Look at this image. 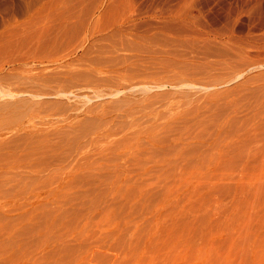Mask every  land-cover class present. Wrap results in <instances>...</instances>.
Instances as JSON below:
<instances>
[{"label":"rangeland","instance_id":"rangeland-1","mask_svg":"<svg viewBox=\"0 0 264 264\" xmlns=\"http://www.w3.org/2000/svg\"><path fill=\"white\" fill-rule=\"evenodd\" d=\"M111 1L112 0H0V30L4 29V24L8 23L10 20L25 19V12L29 7H38L42 5L47 6V4L48 6L54 5L53 7H55V9L51 10L52 12L56 10L54 14L51 13L50 10H46L48 9V6L45 7V9L43 8L44 11L42 13L44 15L42 13L39 14L41 15V18L42 15L44 18V16L46 17L48 14L47 17L52 18H50L52 20L51 23L54 22L55 24V21L59 19L64 20L68 17H71L69 16L71 14L66 12V10L68 11L71 9L70 5L72 7L73 5L77 6L79 4H81V6L82 4L83 6L88 5L90 7L100 5L98 8H96L97 10L95 9L93 14L91 12L86 13L89 15H86L85 13L80 15L77 13L80 15L77 16L78 18L80 17L81 20L87 19L89 21L90 24L88 26L90 29L88 31L91 30L89 33V39L91 40H84V42L86 41V46L84 48L78 46L74 53L76 55L73 54V58H81L80 62L85 61L90 56L100 59L99 55H104L106 50H109L110 52V48H101L99 45L100 42L105 44V40L100 38V34L102 33L101 29H103L101 27L107 25L110 20L115 18L117 15L116 14L113 16V10L111 11L109 9V4L111 5ZM114 2L116 5H119L120 1L118 2V0H113L112 5H115ZM261 2H256V4L254 3L247 6V8L246 6H241L248 10L250 9L251 12H248V10L245 9V12H241L242 14L239 13L240 18H234V21L230 22L231 24L234 22L233 25L226 23L227 20H223L225 19L224 17H219V19L215 20L216 22L213 26H233L235 31L234 34H236L238 37L245 36L244 32L246 33L248 28H250L248 18H253L251 16L258 10V14L259 12H264V2L260 4ZM253 5H257L258 8ZM57 6L60 9L57 8V10ZM64 6L69 8L64 9ZM106 7L108 8V11L105 10ZM110 8L112 9V7ZM253 8L256 9H254V12ZM237 9L234 8L233 10L235 11ZM12 12H16V14H13ZM255 13L254 17L258 15H255ZM73 15L74 14H72V17ZM261 15L264 14L261 13ZM7 18L10 20L7 21ZM74 18L76 19V14L72 20ZM1 22L5 23L1 25ZM79 23H85V21H81ZM92 23L95 24V27H92ZM82 25L83 24H81V26L80 24L78 25V31L75 30V33L74 31L73 33H71L72 31H68L69 36L72 34L71 37H75L73 38V43H76V45L79 44L78 42L80 38L82 40L85 34ZM54 26L55 29L53 28V30L51 29L49 32L53 33L55 30H57L58 33L55 31V35L52 34V36H50L51 38L56 36V34H59L56 37L59 36V39L62 40V37H69L68 35L66 36V32L64 30L62 33L58 30L60 27L58 28V26ZM92 31H94V34L97 35L94 40H92ZM51 33L49 34L51 35ZM108 34L110 35V33ZM108 37L109 36H107V38ZM1 38L2 37H0V39ZM77 38H79L78 41ZM69 39L66 40L68 41ZM108 40L106 42H109ZM1 41L2 43L0 42V44L3 45L6 40ZM70 42L72 43L71 39ZM99 48L102 50H99ZM90 49L91 51H89ZM100 51L102 52L100 53ZM187 51L188 50H186V52L180 51V55L173 54L175 55L174 59L176 58V60L174 61L176 62L179 58L182 60V62L186 60L188 62V60L192 59L194 56L192 61H194L195 64L194 62L189 64V62L191 63V60L188 63L185 62L186 66L189 64L186 70L184 69V62L182 64L180 60V63L184 67L180 63L178 64L179 67H177L178 65H176V63H174L172 60V55L170 60H164H166L168 63L173 61V65L176 69H173L172 64L169 63L170 65L168 64L167 67L171 66L170 68H172V70L166 71V63L160 60L161 57L164 58L162 52H158V55L161 54L160 56H156L157 52L154 53L155 51H150L148 53L149 56L146 57H148V59L150 58L152 61L155 60V63L153 62L154 64H152L150 59L146 60V57H144L145 59L142 58L141 60H138V67H140L141 61L142 64L149 61L150 63L147 62L148 64L146 63L145 66L152 64V66H155L153 68L154 70L155 68L157 69L158 65L163 67L165 66L166 68H163L161 73L166 72L167 76H161L163 77L161 80H168L169 78V81H172L171 83L167 82L166 85L152 86L150 89L147 88L145 90H143L140 86H135V88H127L128 90L125 89V92L121 91V94H116L114 97L112 95V98L110 96V98H108V96H106L107 98L105 96L95 98L91 99V102H88L89 104H86L92 106L94 108L93 110L96 111L99 110V107V111H101L104 105V109L106 110L107 108V114L110 112V117L105 119L107 121H102V123H107V125L110 126H104V129L107 130L105 135L108 134V131L109 134H111V126L113 124L112 128L118 126V128L115 127L114 129L119 130V132L122 130L121 133H118V131L114 133L120 134L119 136H123L122 138H124V136L127 137V134H129L130 137L126 139V142H124L125 140L123 141V144H121L122 146H120L122 147L121 149L118 146L115 147L116 150L119 151H110L105 149L106 151H100L102 154L98 153V150H92L93 152L87 151L86 154H84V159L81 158L82 156L79 157V154H77L75 151L69 154L66 149L69 150L71 147L65 145L64 142H62V146H59V148H62L63 150L61 154L66 155L61 156V154L59 155V152L55 153V155H57V159L52 161L56 157L55 155L53 156L54 158H48L50 160L52 159L51 161L47 159L49 164L48 161L45 163L42 162L44 165H42L40 162L41 166H39L38 160L34 161L35 157L29 154L33 148H37L36 150H39L41 147L45 148L48 144H52L56 141L58 133L63 134L67 131L68 127H60L61 125L58 126L59 123L57 121V124L54 123L55 120H57L55 116L53 117V115L50 114L45 116L44 114H47L45 113L46 110H48V113H50V107L54 106L52 104L57 103V100L55 99H58L59 105L56 104L57 106H60L64 100L65 102H70L68 103L69 105L71 104L73 98L75 99L74 101H76L75 104H77L78 102L75 96L70 95L72 98L70 100L67 97H61L63 98L62 101V99L58 97L56 98L54 95H49L50 97L48 96L45 101L49 99L48 101L50 102H44L46 97H43L44 99L38 97V101H41L38 103V101H34V99L36 100L35 97L32 99V97L28 96V98L30 97L33 101L28 99L29 102L26 100L21 102L20 97L22 96L20 95H15V97L12 96L14 98L13 99L12 97H9L10 95L7 97L5 96L6 94L0 93V107L2 108H0V111L2 110L0 112V131L1 134H3L0 135V155L3 153L5 154V150L7 149L11 152L6 153L9 156H6L8 160L6 159L5 161L6 163L8 161L9 164H0V264H264V145H262L264 144V141H262L264 140V135H262L264 134V130H262L264 129L262 128L264 127V124H262L264 123L262 122L264 121V118L260 119L261 117H264V105H262L264 104V66H262L264 64H255L253 66L252 64H248V67L245 69V71L243 70V74L242 72L240 73L241 76H238V78L236 77V80L234 79L228 83L218 82L219 84H216L215 86H209V88L200 87L198 85V87L196 85L190 87L188 85L186 86L185 84L179 85L177 82H175V80H177L180 75V77H182L183 72L192 70L197 74L199 72L206 73L208 70L211 73L221 74L220 72L222 71L218 72V70H215L214 68L215 65L216 68H225L226 58L223 60L222 58L224 56H205L206 54L198 51H196L197 53L190 55V51H188L189 53ZM109 52L107 51L106 54ZM2 56L3 55H0V57ZM152 56L155 58H152ZM158 57L162 62H159ZM218 57H220V59ZM98 59L96 61H98ZM198 60L200 61L198 62ZM1 61L0 68L2 70L0 69V88L2 89L1 84H5L7 80L12 81V77L14 76L13 74L15 72L13 71L14 73L12 72V75L6 77V75L9 73L7 70L11 68V66H8L7 64L4 66V62ZM216 61L218 63H216ZM85 62L88 61L86 60ZM156 63L159 64L157 65ZM142 64L141 67L144 66V64L143 66ZM191 65H195V67H192ZM25 66L26 65H24V69L19 68L22 69L23 72L21 71V73L24 75H27L28 73L40 72V70L38 71L37 69L33 68H31V70L29 69V72L27 68L31 65H27V68ZM161 66L158 68V71L161 70ZM32 69L36 70L37 72L32 71ZM153 69L150 71H153ZM173 70L175 72H173ZM157 72L155 73L158 74ZM156 74H154V80L156 78V80H158V77L160 78L158 75V77H155ZM195 77H197V81H206L203 79L204 77L200 75ZM3 78L8 79L2 81ZM194 80L196 79L194 78ZM173 82H175L176 85H171L175 84ZM226 87H228L227 90L229 91H226ZM219 88L222 89V92ZM157 89L162 90L160 91ZM215 90L218 91L216 92ZM234 91L235 93H233ZM238 91H240L239 94ZM51 97L55 99L51 100ZM115 97L117 100H121V102L119 100V104L117 100H114L116 99ZM244 97L249 103L246 102ZM102 98H104V100ZM42 99L44 106L42 105ZM12 100L13 102L16 100L15 103L19 104L15 106L16 104L12 103ZM6 101L10 109H6ZM9 101H11L12 104L9 105ZM74 101L72 104H74ZM82 101L83 100L80 99L78 104L80 105ZM96 101L98 102L97 107L96 105H92ZM25 102L26 104L24 105L26 107L23 106V103ZM33 102L34 104H32ZM100 102H102V104ZM21 103L22 107L20 108L18 106H20ZM110 104L112 107H109ZM61 105L63 106L64 102ZM66 105L67 104L65 103L64 107H67ZM207 105L208 107H206ZM40 106L42 107L40 108ZM121 106L123 108H121ZM136 106L141 107H138V109ZM14 107H18V109ZM125 107L127 110H122ZM11 108L14 109L12 110ZM41 109L44 111V114H42L43 111ZM166 109L168 111H166ZM192 109H194V111ZM128 110L129 112H125ZM164 111L166 117L162 115ZM20 114L23 115V117H17L20 116ZM197 114L199 116H197ZM117 115L119 117H117ZM121 116V119L123 120L124 117L127 118L125 119L127 120L125 123L124 121H121L125 125H121L119 122ZM137 116H139L138 118H140V116L142 118L139 120ZM50 117H52V119ZM82 117L83 116H80L79 118ZM111 118L112 120L110 121ZM188 118L190 121H188ZM17 119L19 120L17 121ZM83 119L85 120V118ZM191 119L194 120L192 121ZM143 120L145 122L144 124ZM89 121L90 119H88V122ZM113 121L118 125L114 126L116 123H113ZM134 121L137 123L135 124ZM154 121L161 124L162 126H167L165 127L166 129H168V127L170 129L174 127V130L168 129L169 132H167L168 130L163 131L161 127L160 129L157 127V129H154L152 133L143 134L145 131L148 132L146 129L149 127L150 122L152 123ZM16 123H19V125L21 124V126L18 127L19 129H17V126H14ZM202 123L203 126L201 127L200 125H202ZM193 124L194 126L192 129ZM259 124H262V129L259 128L260 126L258 127ZM12 125L14 127L13 129H10ZM35 126L37 128H35ZM120 126H123V128ZM195 126L197 128H195ZM31 127H33L34 130ZM46 127L48 128L46 129ZM20 128L22 129L20 130ZM108 128L111 130H108ZM138 128L140 129L138 130ZM49 129H51L52 132ZM114 129L112 130V136L116 139L118 134L113 135ZM194 129L197 131H193ZM127 130L132 132H127ZM239 130L241 132H239ZM158 131H160L158 133L159 137L160 133L164 134L161 136L163 139L169 137L174 138V135L176 136L173 140H171V142L168 141L174 144V146H172L173 149H171L173 152L170 151L171 156L164 154L167 153L166 151L169 153L170 149L167 147L166 149L164 147L160 149L154 147L156 151L154 148H152V150H154L156 153L159 152L157 149L163 150L162 152L165 159L161 161L159 160L157 162L158 159L156 158H160L157 157V155L159 156L160 153L155 155L152 150H149L151 149L150 145H148V143L145 141H148V137L152 136V134L154 137H156V132ZM221 131L222 133H226L227 131L234 133L232 135H227L228 133L225 134L228 136L225 138V135H222ZM242 131H244L245 134L244 132L242 133ZM254 131H261L262 134L259 135L262 137L257 134L258 132L256 133ZM124 132L127 134H124ZM153 132H155L156 135ZM171 132H173L174 135L172 134L168 137L166 134ZM133 133L135 134L132 135ZM188 133L190 134L188 135ZM220 133L223 137V141H221V143L218 141L220 140L218 138V136H220L218 134ZM237 133H242L243 136H240V134ZM66 134L67 132L65 135ZM41 135L42 137H40ZM244 135L246 136L244 137ZM4 136L5 139L3 138ZM112 136L107 137L108 139L112 138L115 140ZM134 136H136L135 139H133ZM165 136L166 138H164ZM191 136L193 138H191ZM254 136H256V138H254ZM180 137H182V139ZM201 137H203V139ZM8 138H10V140ZM139 138H142V141ZM155 140L158 141L159 139L155 138ZM182 140L184 142H182ZM240 140L241 142H238ZM256 140L258 141L254 144ZM135 142L138 143L136 144ZM197 142H204L206 145L203 144L202 146V144H200L202 147L200 146V149L197 148L199 149V152L195 153L194 151L196 150V147L192 148L194 151L191 149V147H194L193 145L196 146L199 144ZM214 142H218V144ZM228 142L231 144L235 142V145H233L234 149L231 148L232 146H229L230 143ZM239 144L241 147H239ZM225 145H228L227 147L229 148L226 149L227 147L225 148ZM178 146H182L184 151H181ZM236 147H239V150L236 149ZM87 148L88 147H86V149ZM111 148L112 147H110V149ZM135 148L141 150L142 152H139L142 154L143 151H145L143 157H149L146 162L142 161V158L135 159V161L128 160L125 162L127 158H130L134 155L133 150L135 152ZM35 149H33V151H35ZM203 149H205V151L201 152ZM229 149L232 150L230 151ZM127 150L129 153H126L125 157L123 153H125ZM148 150L150 152L149 155ZM18 151L20 154L24 153L27 155L28 153L27 157L26 155L23 157L24 154L21 155V159L27 158L32 161H29L28 163H26L28 160L25 161L22 159V161H20V154ZM118 153L122 154L117 155ZM93 154H96V156ZM192 154H195V156ZM110 155L111 157H109ZM104 156L107 157V160ZM122 156H124L125 159H123ZM17 157L19 158L17 159ZM74 157L75 161L77 159H81V162H79V164L77 163L78 165L76 162H71L74 161ZM162 157L163 155L161 158ZM115 158L117 160H115ZM15 159L20 162L18 163L16 161L17 163H15ZM171 159L173 160L172 162H170ZM13 160L14 163H11ZM166 160L169 162L167 161L164 163ZM68 163L72 164L67 166ZM72 172L74 173L69 177L68 175H71ZM107 174L108 176H106ZM73 175L75 177H73Z\"/></svg>","mask_w":264,"mask_h":264},{"label":"bare ground","instance_id":"bare-ground-1","mask_svg":"<svg viewBox=\"0 0 264 264\" xmlns=\"http://www.w3.org/2000/svg\"><path fill=\"white\" fill-rule=\"evenodd\" d=\"M261 1L262 0H118L119 5H116L115 2H114L115 5H112L113 4L112 3L113 0H112L110 2L111 5L108 3L109 4V9L111 11L113 10V13H114L113 16H115L116 14L117 15L115 16V18H112L111 17L112 19L110 20V22L108 23V21H107L108 24L105 25L104 27H101L100 26L101 28H103V29H101L102 30V33L100 34V38L102 40H105L104 41L105 44H102V42H100L101 40L99 41L100 42L99 47L105 48V49H106V47H107V49L110 48V52H109V50H106L105 51V54L103 53L104 55H99L100 56V59H98L96 56H95L96 58H94L93 56H90L91 58L93 57L92 59L90 57H88L89 59L88 58L87 59L85 58L88 62H85L86 60L83 61V62H80L81 61V58L79 59L78 57L73 58V56L76 55V54H74L76 48H78V46L84 48L86 46V43H85L86 41L84 42V40H91V39H89V35H90L89 33L91 32V30L88 31L90 29L89 26H88L90 24L89 21L87 19H82L81 20L80 17L78 18L77 16L79 14L80 15L82 13L83 14L84 13L86 14L88 12H91L93 14L95 12V9L98 8L100 5L99 6L98 5H95V6L93 5L94 7H90L88 5L87 6H83V4H82V6H81V4H79L77 6H74L73 5V7L70 5V8L71 9H69L68 11L66 10V12H68V14L70 13L71 15H69V16H71V17H68L69 19L66 18L67 20L66 19L60 20L58 18L59 20L55 21L56 22L55 24H54V22L51 23V21H52L51 19L52 18L51 17L48 18L47 17L48 14L46 15V17L44 16V18H43V15H44L42 13L44 11L43 8L45 9V7H47L48 4H47V6L42 5V6H38V7H29V8L27 7L28 9L25 12V15H26L25 19H22V20H18V19L10 20V19L7 18V21L8 20H10V21H8V23L4 24L5 25L4 29H1L0 30V37H2L0 39V42L2 43L1 40H6L5 43H3V45L0 44V55H3L2 57H0V58H3V59H0V61L2 60L4 62V66H5V64H7L8 66H11V68H9L7 70L9 73H8V75H6V77L9 76V75H12V72L13 71L15 73L13 72L14 73L13 74L14 76L12 77L13 78L12 81L11 80L8 81L7 80L8 78L7 79H4L3 78L2 81H4V80H7V81H6L5 84H1L2 89L0 88L1 89L0 90V93L6 94L5 96H7V97L9 95H10L9 97H12V96L15 97V95H20V96H22V97H20L21 99L19 98L21 100V102L23 100L28 101V99L30 101H33L32 100L33 97L36 98V100L34 99V101H38V97H41V98H43V97L45 98L46 97L45 99L44 98L43 99H44V102H47L49 99L47 101H45V100L47 99V97L49 95H51V96L54 95L56 98L58 97V98L62 99V101H63V98H61V97H67L69 100L72 99L70 97V95L75 96V98L77 99V102L78 103H79L80 99L83 100L80 105L78 103H77L78 105L75 104L76 101H74L75 100L74 98L71 101V104H69V105H68V103H70V102H68V101L65 102V100H64L63 101L64 102V105L63 106L61 105L63 102L60 104V106H57V105H59L58 99H55V98L51 97V100H54V99L57 100L56 101L57 102L56 103L57 105L56 104H52L54 106L53 107H50L51 108V111L49 109L50 113H48V110H46V108H45V110H46L45 113H47V114H44V111L41 109L43 111L42 114H44L45 116L46 115H49V114L50 115H53V117L55 116V118H57V120H55L54 123H56V121H57L59 123L58 126L61 125L60 127H63V126L64 127H68V129L66 131L67 134L65 135L66 132L63 133V134H59L58 133L57 134L58 137H56L57 139H56L55 142H53L52 144H48L47 147H45V148L44 147H41V148L38 147L39 150H36L37 148L36 149L33 148V149H35V151H33V149H31L33 152L30 151L31 153L29 152V154L33 155L35 157L34 158V161L38 160V164H39V166H41L40 165V162L41 163L42 162L45 163L46 161L50 160L48 158H52L55 155V153H58L59 152V155L61 154V152L63 150H62V148L60 149L59 146L60 147L62 146L61 145L62 142H64L65 145L71 147L69 150L66 149L69 154L72 153L73 151H75L77 154H79V157L82 156L81 158H83V159L85 157L84 154H86L87 151H92V150L93 151L94 150L97 151L98 150L99 151L98 153H101L100 152L101 150L102 151H106V150L119 151V150H116L115 147L122 146L121 144H123V141L125 140L124 142H126V139L128 137H130V135L127 134L126 132H124V134L126 133L128 135L127 137L124 136V138H122L123 136L122 137L119 136L120 134H118V133H121L122 130H121V132H119V130H117V129L115 130L114 129L115 127L118 128V126H115V125H118V124L116 122H114V121H113V123H116V124H114L115 127L112 128V126H113V124H112L111 129L112 130L114 129L113 135H115V134L117 135L118 134L117 138L115 139V137L112 136V130L110 128H108V130H111V134H109V131H108L107 133L109 135L108 134L105 135V133H106L107 130L104 129V126L107 127L109 125H107V123H102V121L105 120L107 117H110V115H109L110 112L107 114V111H106L107 108L105 110L104 109V105H103V109L101 111H99L100 110V107H99V110L96 111V110H93L94 108L92 106L86 105V104L89 101L91 102V99H95V98H100V97H104V96L105 97L108 96V98H110V97L112 98V95L114 97V95L115 96H116V94L118 95L121 91H124L127 88L128 89L135 88V86H140L143 90H145L147 88L150 89V87H152V86L166 85L167 82H170L171 83L172 81H169V78H168V80H161V78L163 79V77H161V76H164V77L167 76L166 75V72L165 73H161V71H162L163 68H166L169 63L172 64L173 69H176L175 66L173 65V61L176 60V58L174 59V56L175 55H173V54H176V55L179 54L180 55V53H179L180 51L186 52V50H188L191 53L190 55L195 54V53H197L196 51H198V52H202L203 54H206L205 56H222V57L224 56L222 58L223 60H225V58H226V62L224 61L225 62V65H226L225 68L224 67L223 68H220L219 67V64H221V63L218 64V67L219 68H216V65L214 64L215 65V68L214 69L215 70H218V72L222 71V72H220L221 74L211 73L209 70L206 73H200L199 72L197 74L195 71L192 70V71H185V72H183L182 77H180L181 75L179 76L180 78L177 76L178 79L175 80V82H177V84H179V85L185 84L186 86L188 85L190 87H192L194 85H196V86L198 85L200 87L209 88V86H215L216 84H219V83H228L229 81L234 80L236 77L238 78V76H241L240 73L242 72V74H243V70L245 71V69L248 67L247 66L248 64L249 65L252 64V66L255 65V64H260V65L264 64V15H261V13L264 14V12H259V14H258L257 13L259 11L258 10L255 13L254 11L256 9L253 8V12L255 13V15L256 14H258V15L256 17H254V13L252 12L253 15L251 14L252 15L251 17H253V18H250V17L248 18L247 17L250 28H248V30L246 31V33L244 32V35L245 36L238 37L236 34H234L235 31L233 29V26L232 27L231 26L230 27H227L225 25H222V26L220 25V27L219 26L218 27L213 26L214 23L216 22L215 20L219 19V17L220 18L221 17L222 18L224 17L225 19H223V20H227L226 23L229 24L231 21H234L233 20L234 18L237 19V17H239L240 14H242L243 12H245L246 10H248V9H246L247 6L252 5L254 3L256 4V2L259 3ZM262 2H264V1H262ZM262 2L260 4H262ZM116 3H117V1H116ZM257 5H259V4H257ZM257 5H253V6H255V7L258 8ZM30 6H32V5H30ZM53 6H51V5L48 6V9H46V10H50V12L54 14V12L56 10L54 12L51 11V10L55 9V7H53ZM59 6H61V5H59ZM241 6H246V8L245 7H241ZM253 6H250V7H253ZM110 7H112V9ZM57 8H58V6L56 7V9ZM66 8H69V7H65L64 9H66ZM234 8H236V9L239 8V9H237V10L234 11L233 10ZM58 9H60V8H58ZM107 9L108 8L106 7L105 10H107ZM249 11H250V9L248 10V12ZM261 11H262V9H261ZM39 13H42L43 14L42 15V18L43 19L40 17L41 15ZM77 13H79V14H77ZM13 14H16V12L13 13ZM13 14H12V16L14 17ZM72 14H74L73 17H75V14H76V19L74 18L72 20V18H73L72 17ZM86 15H89V14H86ZM2 18H4V17H2ZM236 19H235V21H236ZM3 21H4V19H3ZM81 21L82 22L85 21V23H79ZM47 22L50 23V24H48ZM96 22H98V21H96ZM223 22H225V21H223ZM248 22H247V24H248ZM3 23H5V22H3ZM3 23L1 22V25ZM79 24H80V26H81V24H83L82 25V28H83V31H84L85 34H84V36L82 38L83 42H82L81 38L79 37L80 38V40L78 42L79 44L76 45V43H73L74 42L73 38H75V37H71L72 34L69 36V32L72 31L71 33H73V31H74V33H75V30L78 31V28H79L78 25ZM221 24H222V22H221ZM233 24H234V22H233ZM233 24H231V25H233ZM54 25L58 26V28L60 27V29H58V30L61 31V33L64 30L66 32V36L67 35L69 36L67 38L66 37H62V36H60V37H62L63 40H64V38H65V40L70 38L72 40V43L70 42V39L68 41L67 40L66 41L65 40L63 41L62 39H59V36L56 37L59 34H56V36H54L53 38H51L50 36H52V34L55 35V33L57 32V30H55L56 32L54 31L55 33L54 32L53 33L49 32V31H51V29L52 30H53V28L55 29V26ZM94 25L95 24H93L92 27H95ZM100 27H98V28H100ZM65 29L66 30L68 29V30L66 31ZM79 30H81V29H79ZM77 31H76V33H77ZM94 31H95V29H94ZM94 31H92V40H94V38L97 37V35L94 34ZM49 33H51V35ZM108 33H110L111 36ZM61 35H63V34H61ZM64 35H65V33H64ZM107 36H109V37L107 38ZM79 38H77V41H78ZM106 39L107 40L109 39L108 40L109 42H106L107 41ZM252 42H254V43H252ZM101 48H99V50ZM178 50H180V51H178ZM89 51H91V49ZM107 51L109 52L108 54H106ZM150 51L151 52L152 51H155L154 53L157 52L156 53V56L158 55V52H162V54L164 55V58L161 57L163 59L160 58V60H162V61H164L166 63L165 64L166 67L165 66L163 67L161 65H158L159 63H156L158 65V67L156 65L157 69L155 68V70H154L153 68L155 66L154 65L152 66V64L155 63V60L152 61L150 58L149 59L152 62L151 65L149 64V65H146L145 66V64L147 62H149V61L146 62L145 60H143L144 62H146V63H143L144 66H143L142 61H141L140 63L142 64L143 67H141V64H140V67L141 68L138 67L139 66V64H138L139 61L138 60H141L142 58L145 59L144 57L149 56L148 53ZM101 52L102 51H100V53ZM182 52H181V54H182ZM160 55H158V56H160ZM172 55H173V59H172L173 61H170L168 63V62H166V60H164V59H167V61L170 60L172 58L171 57ZM154 56H155V54H154ZM154 56H152V58ZM195 56H197V55H195ZM193 57H192V59H189L188 60V62L191 60V63L189 62V64H192V62H194V61H192L193 60ZM218 58L220 59V57H218ZM97 59H98V61H96ZM149 59H148V57H146V60H149ZM195 59H197V58H195ZM158 60H159V57H158ZM160 60H159V62H162ZM179 60H180V58L178 59V61ZM200 60H198V62ZM180 61H181L182 64L184 62V66H185L184 69L186 70V68L189 66V64L187 66L185 64V62L188 63L187 60L186 61H183V62H182V60H180ZM180 61L178 63L176 61H174V63H176V65H178L180 63ZM217 61H216V63H218ZM220 61H222V60H220ZM156 62H157V59H156ZM161 64H163V63H161ZM194 64H195V62H194ZM24 65H26V66L27 65H31L28 68L25 66L27 68V70H29V69L31 70V68H33V69H37L38 71L40 70V72H37L36 70H33L32 69V71H35L37 73H28L27 72L28 74L27 75L26 74L24 75L23 73H21L22 69H19V68H23L24 69ZM160 66H161V70L158 71V68H160ZM262 66H264V65H262ZM170 67H167V70L166 71H171L172 68H170ZM177 67H179V65ZM192 67H195V65H193ZM249 67H251V66H249ZM151 69H153V71H150ZM30 70H29V72H30ZM155 72H157L158 74H156ZM173 72H175V71L173 70ZM24 73H26V72H24ZM154 74H156L155 77L157 75L160 76V78L157 76L158 77V80L160 79L159 81L156 80L157 78L154 80ZM168 74H170V73H168ZM196 74L204 77L203 79H205L206 81L205 82L197 81V77H195V76H197ZM260 76H262V75H260ZM14 77H15V79H14ZM169 77H170V75H169ZM194 78L196 80H194ZM200 79H202V78H200ZM260 79H261V77H260ZM164 81H166V82H164ZM175 82H173V83H175ZM159 83H162V84H159ZM171 85H176V83L175 84H171ZM158 88H160V87H158ZM163 88H164V86H163ZM231 88H233V87H231ZM236 88H235V90H236ZM227 89H228V87H226V91H229ZM143 90H141V91H143ZM157 90H160V89H157ZM221 90L222 89H220V91ZM137 91H139V90H137ZM245 91H247V90H245ZM124 92H123V94H124ZM213 92H214V90H213ZM221 92H218V93H221ZM239 92L240 91H238V94H239ZM218 93H216V94H218ZM233 93H235V91ZM28 96L32 97V99L30 97L28 98ZM163 96H162V98H163ZM246 96H248V95H246ZM210 97H212V96H210ZM158 98H160V97H158ZM43 99H42V105L44 104L43 103ZM102 99L104 100V98H102ZM240 99H241V97H240ZM16 100H14V102L12 100V103H15ZM20 100H18V101H20ZM114 100H117V98L114 99ZM119 100H117L118 104H119ZM146 100H147V98H146ZM159 100H162V99H159ZM172 100H173V98H172ZM245 100H246V98H245ZM73 101H74V104H72ZM97 101L94 104H92V105H94V106L96 105V107H97V103L99 102V101L98 102ZM9 102H10L9 105L12 104L11 101H9ZM40 102L38 101V103H40ZM48 102H50V101H48ZM54 102H52V103H54ZM120 102H121V100H120ZM246 102H247V100H246ZM258 102H259V100H258ZM5 103L7 105L6 109L9 108L7 101ZM35 103H37V102H35ZM65 103L67 104L66 105L67 107H64L65 106ZM100 103L102 104V102H100ZM149 103H150V101H149ZM165 103H167V102H165ZM247 103H249V102H247ZM15 104L14 105L17 106L19 103L18 104L15 103ZM24 104H26V102L23 103V106H25ZM32 104H34V102ZM134 104H135V102H134ZM138 104H140V103H138ZM1 105H2V103H1ZM262 105H264V104H262ZM110 106H111V104L109 105V107ZM18 107L21 108L22 107V103ZM18 107L17 108L14 107V108L18 109ZM41 107L42 106H40V108ZM115 107H116V105H115ZM117 107H118V105H117ZM127 107H129V106H127ZM138 107L136 106V108H138ZM151 107H153V106H151ZM206 107H208V105ZM121 108H123V107L121 106ZM125 109L127 110L126 107L124 109H122V110H125ZM220 109H221V107H220ZM220 109H218V110H220ZM122 110H121V112H122ZM192 110L194 111V109H192ZM19 111H21V110H19ZM19 111H18V113H19ZM133 111H134V108H133ZM135 111L137 112L136 109H135ZM166 111H168V110L166 109ZM260 111H262V110H260ZM28 112H29V110H28ZM125 112H129V110L128 111H125ZM164 113H165V111L163 112L162 115L165 116L166 114H164ZM223 113H221V114H223ZM15 114H17V113H15ZM35 114H37V113H35ZM21 116L23 117V115H21V114H20V116H17V117H21ZM80 116H83V117L82 118H79ZM197 116H199V115L197 114ZM112 117H115V116H112ZM117 117H119V116L117 115ZM126 117L128 118L127 115H126ZM138 117L139 116H137V118ZM50 118L52 119V117H50ZM83 118H85V120H87V121H85ZM121 118H122V116L120 117L119 122L122 125L123 123L121 121H124V123H125V121H127L125 119H127V118L124 117V120L121 119ZM140 118H142V117L140 116ZM140 118H138V119L140 120ZM262 118H264V117H261L260 119H262ZM88 119H90L89 122H88ZM253 119H255V118H253ZM18 120L19 119H17V121ZM111 120H112V118L110 119V121ZM114 120H115V118H114ZM246 120H248V119H246ZM105 121H107V120H105ZM141 121H139V122H141ZM155 121L152 122V123L150 122L149 127L147 125V127H148L147 129L145 127V129L148 130V132L145 131V133H143V134L152 133V131L154 129H157V127H159V129L161 127L163 129V131H166V130L170 129L169 127H168V129H166L165 127H167V126H162L161 124H159V123H157ZM188 121H190L189 118H188ZM260 121H262V120H260ZM134 122H135V124L137 123L136 121H134ZM262 122H264V121H262ZM144 123L145 122L143 120V124ZM155 123H157V124H155ZM194 124H195V121H194ZM194 124L192 125V129H193ZM214 124H215V122H214ZM226 124H227V122H226ZM262 124H264V123H262ZM262 124H259L258 127L260 126L259 128H261V125ZM123 125H125V124H123ZM14 126H17V129H19L18 127L21 126V124L19 125V123H16ZM14 126L12 125L10 127V129L11 128L13 129ZM200 126L202 127L203 126V123ZM200 126H198V127H200ZM138 127H139V125H138ZM31 128H33V127H31ZM35 128H37V127L35 126ZM47 128L48 127H46V129ZM52 128H54V127H52ZM121 128H123V126ZM121 128H119V129H121ZM182 128H184V127H182ZM195 128H197V127L195 126ZM233 128H234V126H233ZM262 128H264V127H262ZM21 129L22 128H20V130ZM42 129H41V131H42ZM51 129H49V130H51ZM139 129L140 128H138V130ZM230 129H231V127H230ZM240 129H244V128H240ZM33 130H34V128H33ZM138 130H136V131H138ZM170 130H174V127H172ZM262 130H264V129H262ZM117 131H118V133H114V132H117ZM193 131H197V130L194 129ZM244 131H242V133ZM19 132H21V131H19ZM22 132H23V130H22ZM26 132H27V130H26ZM48 132H50V131H48ZM51 132H52V130H51ZM127 132H130L131 133L132 131L127 130ZM159 132L160 131L156 132L157 135L155 134V132H153L156 135V137H154V135L152 134V136H149L150 138L148 137V141H145V142H147L148 145H150V148L151 149H149V150H152V148H154V147L159 148V149L162 148V147H164L165 149H166V147L169 148L170 149L169 150V153H168V151H166L167 153H164V154L165 155L166 154L167 155H170V153H171L170 151L173 152V150H171V149H173L172 146H174V144L173 143H170V142H171V140H173L175 138L176 135H174V133H173L174 131H173L171 133H167L166 135L169 137L170 135L173 134L174 135V138H171V137L166 138V136H165L164 138H166V139H163V137H161L163 133L162 134L160 133V137H159L158 136L159 135L158 134ZM167 132H169V130ZM239 132H241V131L239 130ZM245 132H244V134H245ZM254 132H256V133L258 132L257 133L258 135L259 134H262L261 131H254ZM5 133H8V132H5ZM38 133H40V132H38ZM221 133H222V131H221ZM221 133L218 134V135H220V136H218V138L220 139L218 141L220 143H221V141H223V137L221 136ZM233 133L234 132L231 133V132H228L227 131L226 133L223 132L222 135H225V134H227V135L231 134L232 135ZM242 133H237V134H240V136H241ZM134 134L135 133H133L132 135H134ZM189 134L190 133H188V135ZM197 134H198V132H197ZM237 134H234V135H237ZM0 135H3V134H1V131H0ZM42 135H43V132H42ZM42 135L40 137H42ZM110 135L115 140H113L112 138L111 139H108L107 136L111 137ZM227 135H225V138L228 137ZM262 135H264V134H262ZM136 136H134L133 139H135ZM195 136H196V134H195ZM245 136L246 135H244V137ZM119 137H121V138H119ZM221 137H222V140H221ZM249 137H251V136H249ZM260 137H262V136H260ZM3 138L5 139V136ZM142 138H139V139H141V141H142ZM155 138L156 139H159V140L157 141V140H155ZM160 138H161V140H160ZM180 138L182 139V137H180ZM191 138H193V137L191 136ZM201 138L203 139V137H201ZM225 138H224V140H225ZM236 138H237V136H236ZM254 138H256V136H254ZM257 138H258V136H257ZM8 139L10 140V138H8ZM130 139H129V141H130ZM244 139H246V138H244ZM237 140H239V139H237ZM38 141H39V139H38ZM168 141H170V142H168ZM242 141H243V138H242ZM257 141L258 140H256L254 142V144ZM262 141H264V140H262ZM262 141H260V142H262ZM29 142H31V141H29ZM40 142H42V141H40ZM182 142H184V141L182 140ZM238 142H241V140L238 141ZM174 143L177 144L176 142H174ZM197 143H199V144H197ZM197 143H196L197 144L196 146L193 145L194 147H191V149L196 147V150L195 151H194V149H192L195 153L196 152H199V149L204 144V142H197ZM214 143H217L218 144V142H214ZM228 143H230V142H228ZM200 144H202V146ZM204 145H206V143ZM210 145H208V146H210ZM233 145H235V142H233V144L230 143L229 146H232L231 148H233ZM262 145H264V144H262ZM227 146L225 145V148ZM18 147H19V145H18ZM86 147H88V148L86 149ZM110 147H112V148L110 149ZM143 147H145V146H143ZM239 147H241L240 144H239ZM121 148L122 147H120V149ZM178 148H180L181 151H184L182 146L181 147L178 146ZM197 148H199V149H197ZM228 148L229 147H227L226 149H228ZM238 148L236 147V149H238ZM7 150H5L6 153H8V152L11 153L10 150H8V151ZM149 150H148V152H149ZM229 150L231 151L232 149H229ZM16 151H17V149H16ZM127 151L125 153L122 152L124 156L126 155V153H129V151L128 152ZM139 151H141V150L135 148V152L133 150V154L134 155L131 156L130 158H127V160H125V162H127L128 160H130V161L131 160H134L135 161V159H140V158H142V161H145L146 162L149 157H147V156H144L143 157V154L145 153V151H143V154L140 153ZM152 151L154 152V150H152ZM155 151H156V149H155ZM157 151H159V152L158 153L154 152L155 155H157V154L160 153L159 156L157 155V157H160V158H156V159H158L157 162L159 160L160 161L161 160H164L165 158H164V154L162 152L163 150H158L157 149ZM204 151H205V149H203V151L201 150V152H204ZM22 152H24V151H22ZM137 152H139V153H137ZM174 152H175V150H174ZM6 153L5 154L3 153V154L0 155V164H3V165L9 164L8 161H7V163L5 161L7 159L6 156L8 155ZM18 153H19V151H18ZM146 153H147V151H146ZM23 154L24 153L20 154V159H19L20 161H22V159H24V158L21 159V155H23ZM96 154H93V155L96 156ZM103 154H105V153H103ZM119 154L120 153H118L117 155H119ZM149 154H150V152L148 153V155ZM25 155L26 154H24L23 157H25ZM62 155H66V154H61V156ZM160 155L161 156L163 155V157L161 158ZM27 156H28V153H27L26 157ZM55 156H56L55 158L53 157L54 160L51 159L52 161H55V159H57V155H55ZM61 156H59V157H61ZM124 156H122L123 159H125V157H126V156L125 157ZM193 156H195V154ZM104 157L107 160V157L106 156H104ZM109 157H111V155ZM154 157H156V156H154ZM18 158L19 157H17V159ZM17 159H15V163H17V162L19 163L20 162V161H17ZM32 159H33V157H32ZM150 159H152V158H150ZM172 159H174V158H172ZM172 159L170 160V162L173 161ZM24 160L25 161L28 160L26 163H28L29 161H32V160L27 159V158H25ZM24 160H23V162H24ZM80 160L81 159H77L75 161V157H74V161H71V162H76V164L77 163L79 164V162H81ZM115 160H117V159L115 158ZM167 161L168 160H166L164 163H166ZM11 163H14V160ZM44 163H42V165H44ZM48 164H49V161H48ZM69 164H72V163H68L67 166H69ZM73 164H75V163H73ZM77 167H80V166H77ZM73 173L74 172H72L71 175L69 174L68 176L69 177L72 176ZM40 175H42V174H40ZM32 176H33V174H32ZM106 176H108V174ZM38 177H39V175H38ZM45 177H46V174H45ZM73 177H75V176L73 175ZM79 177H80V173H79ZM50 178H51V176H50Z\"/></svg>","mask_w":264,"mask_h":264}]
</instances>
